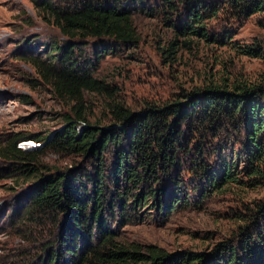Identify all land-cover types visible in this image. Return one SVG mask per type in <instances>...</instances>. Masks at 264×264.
<instances>
[{"label":"trees","instance_id":"obj_1","mask_svg":"<svg viewBox=\"0 0 264 264\" xmlns=\"http://www.w3.org/2000/svg\"><path fill=\"white\" fill-rule=\"evenodd\" d=\"M32 2L42 12V19L67 40L62 46L53 45L48 59L28 60L57 97L71 99L75 105L60 130L43 138L15 137L0 148V156L12 162V175L21 173L32 184L28 191L29 216H51L61 225L57 240L71 264H264L263 203L256 205L244 227L254 228L251 235L242 237L244 258L229 243H219L209 252L176 253L153 244L125 245L116 239V232L105 218L108 203L112 209L107 214L113 217L116 207L124 223L147 206L166 215L188 206L189 194L182 188L184 174L204 179L212 189L238 182L235 160L223 158V147L213 142L221 140L223 133L239 132L243 136L241 149L248 181L252 185L263 182L264 84L207 85L163 104L146 103L139 110L111 101L103 124L85 116L84 93L109 98L111 89L91 64L75 53L87 39L134 41L132 12L137 7L152 14L161 5V12L168 18L174 16L171 21L176 22L181 35L209 39L202 26L205 19L222 15L234 22L264 13V0H68L58 5L49 0ZM249 51L260 53L257 48ZM32 137L39 145L43 143L44 150L86 159L90 171L79 166L60 172L38 162L33 164L42 151L24 150L16 143ZM107 153L113 155L109 169ZM231 156L235 159L233 152ZM186 157L191 159L185 165ZM215 158L219 163L212 169L209 161ZM110 186L115 190L109 191ZM205 189L198 190L202 197L207 195V191L201 193ZM52 246L47 245L49 251ZM57 258L55 251L48 262L54 264Z\"/></svg>","mask_w":264,"mask_h":264},{"label":"rangeland","instance_id":"obj_2","mask_svg":"<svg viewBox=\"0 0 264 264\" xmlns=\"http://www.w3.org/2000/svg\"><path fill=\"white\" fill-rule=\"evenodd\" d=\"M49 1L58 5L68 0ZM160 8L161 5L152 14L139 7L133 10L134 41L87 39L75 51L91 64L112 92L109 98L84 93L82 107L91 122H107L111 101L139 110L146 103L163 104L207 85L264 84V13L234 22L226 21L222 15L205 19L202 26L207 39L181 35L176 22L171 21L174 16L168 18ZM41 13L32 0H0V148L19 136L49 137L63 127L66 116L72 115L75 101L57 97L28 60H45L53 45L62 46L67 40L42 19ZM171 47L174 52L169 51ZM250 48L260 53L256 55ZM213 142L223 147V158L235 160L240 180L212 189L204 179L184 174L182 188L189 194L188 206L167 215L147 206L127 223L116 207L113 217L107 214L112 209L108 203L105 218L119 242L153 244L171 253L209 252L219 243H229L244 258L242 237L251 235L254 229L244 227L256 205L264 204V181L254 185L248 181L241 149L243 136L239 132L223 133L221 140ZM16 143L24 150L42 151L33 164L38 162L60 172L79 166L90 171L86 159L44 150L43 143L39 145L33 137ZM112 156L107 153L105 157L107 169ZM190 159L186 157L184 164ZM219 159H210L212 169L217 168ZM11 164L0 156V264H50L49 256L55 251L58 258L54 264H71L57 240L61 225L51 216H29L28 191L32 184L21 173L12 175ZM201 188H206L201 192L207 191L205 197L198 193ZM113 190L110 186L109 191ZM48 244H53L50 251Z\"/></svg>","mask_w":264,"mask_h":264},{"label":"clouds","instance_id":"obj_3","mask_svg":"<svg viewBox=\"0 0 264 264\" xmlns=\"http://www.w3.org/2000/svg\"><path fill=\"white\" fill-rule=\"evenodd\" d=\"M31 146H32V148L35 147V145H31Z\"/></svg>","mask_w":264,"mask_h":264}]
</instances>
